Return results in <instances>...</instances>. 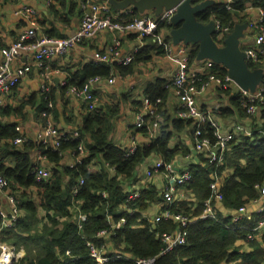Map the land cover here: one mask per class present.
Here are the masks:
<instances>
[{"label": "trees", "instance_id": "obj_1", "mask_svg": "<svg viewBox=\"0 0 264 264\" xmlns=\"http://www.w3.org/2000/svg\"><path fill=\"white\" fill-rule=\"evenodd\" d=\"M9 1L0 0V5ZM54 1L64 4V0ZM81 1L70 0L72 11L69 16L83 17ZM202 1L194 0V3ZM250 7L264 11V0H234L230 9L224 2L216 1L197 14V19L203 23L216 20L222 28H229L232 32L236 24L249 23L247 9ZM49 11L57 13L53 0L50 1ZM112 11L117 12L114 8ZM118 16L122 21L141 17L133 8L127 13L120 12ZM173 28L175 26L169 22L159 26V30ZM43 33L49 37H61L48 29L40 31V34ZM170 38L167 36L166 40L170 41ZM214 39L219 43L223 41L219 35H214ZM145 41L146 44L134 53L133 61L129 64L91 60L76 69L66 70L65 84L58 88L53 86L50 92H41L37 100L33 98L20 104L13 109L14 113L22 115L29 103L36 106L35 111L39 114L36 119L40 122H46L44 112L54 113L57 117V93L66 98L71 87L82 88L93 78L109 80L114 76H129L135 72L138 63L149 62L154 54L164 53L153 38L146 37ZM190 48V64L194 65L199 45L192 44ZM248 64L252 70L264 68L260 63L249 61ZM211 72L222 78L228 74L226 68L216 63ZM233 91L232 87L223 89L222 94L229 99V106L214 110L217 117L227 119L238 115L243 119L248 116L241 105L242 92ZM143 92L144 97H148L153 104L157 99L163 101L160 107L158 105L163 119L156 136L148 143L138 144L131 154H127L128 149L118 145L114 139V122L120 116L122 103L130 97L128 93L122 94L116 103L103 106L99 104L95 107L86 101V112L79 122L74 121L70 130L63 128L70 134L78 130L79 138L71 137L63 141L56 150L38 145L33 138L15 144V139L26 136L19 132V123L0 119V175L7 179V192L15 198L17 207L16 216L13 217L5 208L6 200L0 195V244L12 245L17 252L23 249L25 255L21 259L22 264H99L92 258L88 242L95 243L98 248H106L103 253L110 259L104 264H136L135 259L151 257L157 258L155 264H264V230L259 237L248 238L253 228L264 221V211L255 213L250 219L237 221L233 220L232 215L222 213L217 219L199 218L205 201L213 194L211 184L215 173L222 177L229 172V176L224 177V182L220 184L225 208L237 209L259 198L260 189L264 187V107L259 109L257 115L250 116L254 118L251 135L238 134L239 137L229 142L222 165L218 167L212 163L208 153V156L202 157L203 162L199 165L188 166L192 179L187 189L194 200L181 199L169 207L175 214L197 219L189 226L186 244L162 254L166 245L161 235L174 232L179 225L170 220L156 222L143 217V211L162 200L156 188L150 185L141 188L140 196L130 199L127 187L130 188L136 180L138 167L153 155L166 163L172 162L179 154L185 155L188 150L173 146V137L187 128L194 131L195 126L191 119L178 118L177 114L173 118H166L162 112L171 92L169 81L157 78L148 83ZM50 102L55 103L53 107L48 106ZM133 103L138 111L143 108V101ZM11 109L1 108L0 113L10 115ZM138 131L145 136L149 133L146 127ZM205 131L214 143L210 127ZM82 143L86 152L81 159L65 165V153L69 152L77 158ZM35 149L48 159L52 174L46 181L36 179L37 164L32 157ZM166 208L164 205L160 211ZM1 212L12 221L11 226H3ZM79 214L86 215L82 228L78 224ZM122 219L125 220L123 225ZM102 231L109 232V235L99 237ZM120 254L123 256L117 258Z\"/></svg>", "mask_w": 264, "mask_h": 264}, {"label": "built area", "instance_id": "obj_2", "mask_svg": "<svg viewBox=\"0 0 264 264\" xmlns=\"http://www.w3.org/2000/svg\"><path fill=\"white\" fill-rule=\"evenodd\" d=\"M50 1V0H49ZM225 3V6L230 9L231 4L234 0H215ZM99 4H93L91 0H83L81 3L82 11L84 16L82 17L81 24L77 29L76 33L70 37L57 38L49 37L39 33V23L37 20V10L33 7H25L16 14L22 15L28 19L30 27L23 31L18 39L7 48H4L1 52L0 61V107L7 105V101L12 93L13 88L23 78L27 77L32 70L31 63L23 62L21 65L16 66L15 62L24 55H31L33 57V65L39 68L44 66L46 59L50 57H56L64 55L69 52L74 46L78 45L85 39L96 37L103 31H119L121 33H133L136 34L140 41H144L146 37L153 38L154 42L161 47L167 59L174 65L175 70L173 76L170 78V87L173 89V94L177 97L182 107L177 111L178 118L191 119L196 122L195 130L193 131L195 137V150L198 153L207 151L209 153L210 161L215 163L218 167L222 165L225 160V154L229 147V142L236 138V132L241 130L239 125L233 124L230 128H226L223 121H221L211 109H202L197 101L198 94L206 89L210 82L222 89H228L233 80L227 74L225 78L218 76L216 73L210 72L215 67V62L212 60L198 61L197 64L190 69V48L186 45L175 46L172 42H169L164 38L163 34L159 30L161 23L169 22L173 15L177 12L178 8L173 7L164 12L156 18L149 17H137L130 21H122L115 19L110 13L109 4L107 2H98ZM89 11V12H88ZM130 11L126 9L125 13ZM260 19L258 24H255L256 35V48H248L246 50L248 62L260 63L264 66V11L260 9ZM218 23V22H217ZM219 25L220 39H224L225 33H229V28H222ZM142 42H139L135 48L137 52L142 47ZM121 39L115 37L113 41L108 45V48L104 51H97L94 54V58L99 62L107 64L118 62L120 64H129L133 61V55H123L120 51ZM115 77L108 80L109 83L114 84ZM102 79L100 77L89 80L82 88L72 87V92L83 97L85 101L91 102L93 106H98L94 100V87L100 83ZM44 87V86H43ZM46 88L44 87V90ZM241 105L245 108L246 113L249 116H255L261 107H264V84L259 87L255 92H249L241 90ZM161 99L157 100L156 104H159ZM144 111L148 113V119L146 114L140 113L135 118L134 126L138 129H148V137L150 140L156 136L157 131L160 129L161 116L158 111V107H153L149 99L144 102ZM53 107L51 103L48 105ZM46 118V122L42 125V128L36 133L34 140L38 145H43L46 148L58 149L62 142L69 138H79L80 134L78 130H74L72 134L65 130H61L53 118H50V114L47 112L43 113ZM155 118V119H154ZM147 122V123H146ZM210 127L212 130L215 142L207 135L205 129ZM25 140V137H19L14 140L15 144H21ZM137 142L132 141L129 147H127V154L133 153L137 148ZM79 153L77 154L76 160H80L81 156L86 152L83 143L78 148ZM38 160L36 162L35 176L37 181H46L51 177V168L48 163L46 156L41 151L37 150ZM72 165V164H71ZM162 170L167 184L164 186L161 192L163 204L167 208L164 211H159L154 217L156 222L163 220H170L179 225V228L171 233H163L161 238L165 243V248L162 254L173 251L178 246L184 245L187 242L189 234V226L197 219L194 217H185L181 214H175L170 209L172 205L178 199L175 193L179 187L185 186L192 179L191 171L189 167L182 168L172 162H164L163 160L157 161L156 164L146 171L147 176H151L153 171ZM221 179L217 174L214 176V181L211 184L213 190L212 196L205 201L201 219H217L218 206L223 195L220 191ZM8 186V181L5 177L0 175V190L5 189ZM140 195L139 192L130 194V199H136ZM257 201L260 202L258 212L264 211V187L260 189V196ZM10 214L15 217L17 213V207L15 198L9 196ZM3 215V226H11L12 221L6 217L4 212ZM252 214L248 213L245 205L241 206L235 214L232 215L233 220L248 218L250 219ZM86 220V215L79 214V227L82 228V223ZM125 220L121 223H124ZM264 229V221H261L258 226H255L252 232L248 235L249 239L257 238L261 235ZM109 232L102 231L99 233V237H106ZM90 254L92 258L99 264H104L109 261L108 257L103 252L105 248H98L95 243L88 242ZM24 256L23 249L16 251L15 247L7 243L0 244V264H22L21 259ZM123 255H117V258ZM156 257L151 258H139L135 259L136 264H155Z\"/></svg>", "mask_w": 264, "mask_h": 264}, {"label": "crops", "instance_id": "obj_3", "mask_svg": "<svg viewBox=\"0 0 264 264\" xmlns=\"http://www.w3.org/2000/svg\"><path fill=\"white\" fill-rule=\"evenodd\" d=\"M50 1L11 0L0 5V61L2 49L12 45L18 39V36L28 27H30L29 21L28 19H26V17L16 14L17 11L25 7H33L37 10L39 33L40 31L42 32L44 29H48L61 35V37L57 38L70 37L76 33L77 29L81 24L82 18L76 15L69 16L70 12L72 11V9H70V0H64L63 5L53 0L55 11L57 13H52V11H49ZM91 2L93 4H99L98 2L105 3L107 1L91 0ZM109 6L110 13L114 16V18L121 20L118 15L120 12H124L125 10H117L114 8L117 12H113V7L110 4ZM129 9L130 11H132V7H129ZM247 14L249 23H247L248 27L245 31V37L241 39V47L243 50L257 47V32L255 29V24H258V21L261 16L260 8L250 7L247 9ZM140 15L141 17L149 18L159 17L155 14L153 10L146 11L143 14L140 13ZM171 30L162 29L160 30V32L163 34L164 38H166L167 36L171 37ZM229 33H227L225 37ZM115 37H120L121 39L120 51L123 55H133L136 52L135 48L138 46L139 42H142L143 46L146 44L145 39L144 41H140L138 36L133 33L125 34L119 31H103L94 38L83 40L64 55L50 57L46 59L42 68L33 65V57L31 55H24L20 57L19 60L15 62L16 66L21 65L23 62L31 63L32 70L27 77L19 81V83L13 88L12 93L7 101V105L0 107V109L12 108V113L10 115H4L3 113H0V119L6 122L17 121L19 123V132L23 135L25 134V137L34 138L36 133L42 128V125L44 124L43 122H40L36 119V117L39 116V114H37V112L35 111L36 106H33L28 103L23 109L22 115L14 113L13 109H16L20 104L30 101L33 98L34 101L37 100V98L40 97L41 92L43 93L44 87L46 88V92H50L53 86H56L58 88L60 85L65 84L67 76L66 70L76 69L80 65L88 63L91 60L99 62L94 58L95 52L104 51L105 49H107L108 45L113 41ZM172 41L173 40L171 37L169 42ZM179 45L185 44L182 43ZM186 46L190 48L191 45ZM197 63L198 61L196 62V64ZM194 65L190 66L191 70L193 69ZM174 70V65L167 59L164 52L163 54H154L152 60H150L149 62L138 63L135 72L129 76H114V84L109 83L108 80H102L100 83L96 84V86L94 87L96 91V96L94 100L97 102L98 105L101 104V106H103L112 102L116 103L119 100L120 96L124 93H128V95L130 96L126 102L122 103L120 116L116 118L114 122L116 127L114 139L118 145L127 148L130 146L133 140H137V144H144L141 142H150V139L148 137L142 134L141 131H138L136 128H134L136 116L140 113H144L147 116L148 113L145 112L143 108L138 111L133 101L138 100L143 101V104L144 102L146 103V99L149 98L146 96L144 97L143 90L147 86V84L153 82V80L157 78L165 79L167 81L170 80V78L174 74ZM263 84L264 82H262L258 86V88L261 87ZM230 87H232L234 90L233 92L236 93L240 90L239 86H237L235 83L231 84ZM71 88L66 93V98L62 97L60 94L57 93L56 104L54 102H50L52 105L55 104L57 106V117L54 115V113H50V117L53 116L56 118H54V120L61 130H63V128L70 130L73 127L72 123L74 124V121L79 122L81 116L86 112L84 110V106L87 102L83 99V97L75 95L72 92ZM222 92V88L210 82L206 89L198 94L197 101L199 106L205 110L211 109L212 112L221 107L229 106V99L226 98L227 96H225L224 93L222 94ZM162 102L163 101L161 100L160 104H158L159 107ZM66 103L67 105H65ZM181 107L182 104L180 100L175 97V95L173 94V89L171 88L169 98L166 100L162 108V112L165 114L166 118H173V116L177 114V111ZM218 118L224 122L226 128H230L231 126H233V124L239 125L241 127V132L239 130L236 133V138L238 134L247 136L251 135V127L254 120L253 117H250L248 115L246 116V118L241 119L240 116L235 115V117L227 119L221 116H218ZM162 119L163 118L161 116V120ZM192 121L194 126H196V122L194 120ZM172 145H176L184 150H188L185 155L179 154L173 159L175 163L183 169L188 167L190 164L199 165L203 162L202 157L208 156L207 151L203 153H198L195 150V137L192 128H187L184 132H181L180 134H175V136L173 137ZM32 157L37 162L38 155L36 149L34 150ZM63 159V163H67L68 165L69 163H72L75 160V156L70 154L69 152H66ZM160 160L162 159H160L159 156L153 155L147 162L145 161L138 167L136 173V180L130 186V188L127 187V190L130 194L136 192L140 193L141 188H145L149 185L153 186L158 191H163L164 185L167 184L163 171L153 170L151 176H147L146 174V171L149 168H152L156 164V162ZM228 174L229 173L227 171L225 175L221 177L220 184L224 182V177L229 176ZM185 186L187 188V185ZM2 197L5 198V196ZM191 200H194L193 195ZM162 204L163 199L159 202V204L149 206L148 210L142 212L143 217L153 220ZM217 206L218 216L220 213L224 215L235 214L236 209L231 210L225 208L223 200H221L220 204H217ZM259 206L260 202L255 200L247 204L246 208L248 213L252 214L253 216L255 213H257ZM5 208L6 210L8 208L7 201ZM124 223L121 224L123 225ZM23 253L25 255L24 250Z\"/></svg>", "mask_w": 264, "mask_h": 264}, {"label": "water", "instance_id": "obj_4", "mask_svg": "<svg viewBox=\"0 0 264 264\" xmlns=\"http://www.w3.org/2000/svg\"><path fill=\"white\" fill-rule=\"evenodd\" d=\"M117 10H126L132 7L141 14L153 10L160 16L164 10L178 8L171 23L175 26L171 30L174 45L198 44L197 60H212L227 69L228 75L241 90L255 92L264 82V69H250L246 50L241 47V39L245 37L247 23L236 24L221 43L214 39L219 32L216 20L208 23L200 22L197 14L214 4L215 0H204L194 3V0H106ZM89 12V11H88ZM9 208V207H8Z\"/></svg>", "mask_w": 264, "mask_h": 264}, {"label": "rangeland", "instance_id": "obj_5", "mask_svg": "<svg viewBox=\"0 0 264 264\" xmlns=\"http://www.w3.org/2000/svg\"><path fill=\"white\" fill-rule=\"evenodd\" d=\"M4 49V48H3ZM2 49V50H3ZM2 52V51H1ZM154 81V80H153ZM157 100H159V99H157ZM157 100H156V102H157ZM151 102V104H153L152 103V101H150ZM156 102L153 104V107H158V104H156ZM144 106H145V104H143V109H144ZM255 118H257V117H255ZM26 138L27 139H30V137H25V140H26ZM34 139V138H33ZM24 140V141H25ZM137 143H138V141L137 140H135ZM151 141V140H150ZM141 143H146V142H141ZM75 160H76V158H75ZM74 163V162H73ZM65 165H67V163H64ZM229 173V172H228ZM217 173H215L214 174V176L216 175ZM214 176H213V179H214ZM217 176H219V175H217ZM220 177V176H219ZM220 179H221V177H220ZM214 181V180H213ZM187 185V184H186ZM165 186V185H164ZM164 188V187H163ZM160 192H162V191H160ZM141 193V192H140ZM0 195L1 196H5V198L4 199H6V201H7V206L8 207H10V202H9V196L11 197V195H9V193L7 192V187H5V189H3V190H0ZM175 195L177 196V198H181V197H183V199H188V200H190V199H192V194H190V192H189V190L186 188V186H184V187H180V188H178V191L175 193ZM188 195H189V197H188ZM140 196V195H139ZM258 199V198H257ZM179 200V199H178ZM256 200V199H255ZM255 200H253V201H255ZM252 202V201H251ZM249 204V203H248ZM247 204H245V206H246ZM240 208V207H239ZM239 208H237V209H239ZM237 209L235 210V211H237ZM203 212V211H202ZM258 213H260V212H258ZM261 222V221H260ZM259 222V223H260ZM259 223L256 225V226H258L259 225ZM264 230V229H263Z\"/></svg>", "mask_w": 264, "mask_h": 264}]
</instances>
